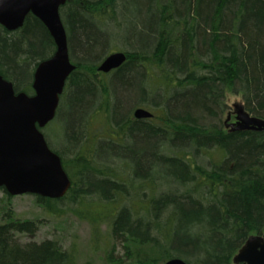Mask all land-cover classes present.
<instances>
[{"label": "trees", "instance_id": "1", "mask_svg": "<svg viewBox=\"0 0 264 264\" xmlns=\"http://www.w3.org/2000/svg\"><path fill=\"white\" fill-rule=\"evenodd\" d=\"M60 14L77 65L63 103L71 120L63 150L42 131L72 185L35 202L86 220L94 239L105 227L132 244V264H233L246 240L264 233V130L225 129L221 115L229 89L264 118V0H67ZM115 46L127 61L97 77ZM53 50L32 14L15 31L0 24V74L17 92L32 93L33 65ZM131 106L155 118L135 120ZM99 113L105 125L91 130ZM0 189V264H74V248L58 240L18 242L38 227ZM106 259L122 261L112 251Z\"/></svg>", "mask_w": 264, "mask_h": 264}, {"label": "water", "instance_id": "2", "mask_svg": "<svg viewBox=\"0 0 264 264\" xmlns=\"http://www.w3.org/2000/svg\"><path fill=\"white\" fill-rule=\"evenodd\" d=\"M67 0H0V24L13 31L23 26L32 13L49 30L56 44L54 55L42 61L34 74V95L16 93L13 83L0 74V187L10 195L30 193L61 198L72 185L61 157L53 151L42 132L56 115L65 80L75 68L70 61L66 29L60 6ZM127 56L110 53L99 66L108 72L120 66ZM138 118L151 117L144 107L135 110ZM231 130H264V118L252 115L244 105L236 107ZM237 264H264V233L249 237L238 250ZM163 264H190L180 257Z\"/></svg>", "mask_w": 264, "mask_h": 264}, {"label": "rangeland", "instance_id": "3", "mask_svg": "<svg viewBox=\"0 0 264 264\" xmlns=\"http://www.w3.org/2000/svg\"><path fill=\"white\" fill-rule=\"evenodd\" d=\"M116 46L113 48L115 49ZM226 108L222 113V121L225 122L226 128H230V120L235 119L236 107L243 105V99L241 94H237L227 89L226 94ZM114 108V107H113ZM67 109L63 108L59 123L63 131L62 140L55 135L59 127L56 125V121L52 122L47 127L46 132L49 134L50 141L53 143V147L63 150L64 143H66V137H68V120L66 118ZM123 113L126 110L122 111ZM123 113H117L115 121L121 120ZM105 115L99 113L96 117L91 119L88 127L93 130L99 127V124L105 125ZM113 122V125L115 123ZM64 142V143H63ZM67 153V152H66ZM66 155V154H65ZM167 184L163 181V185ZM4 192L0 189V198ZM12 206L14 211L22 219H30L36 222L38 228L33 233L26 232L18 237V242L26 244L29 242L41 243L45 240H58L65 249L74 248V264H117L115 262L106 259V251H112L114 258L122 259L121 264H132L136 262L135 258V247L132 244H121L120 241L116 240L105 227L101 228V235L98 239L93 238L92 227L86 220L78 218L74 213L64 208L66 212L58 215H50L45 213L43 209L35 202V195L30 193H24L14 195L12 199ZM127 247L131 250V254L127 256ZM129 258V259H128ZM128 259V260H127ZM233 264H237L233 259Z\"/></svg>", "mask_w": 264, "mask_h": 264}, {"label": "flooded vegetation", "instance_id": "4", "mask_svg": "<svg viewBox=\"0 0 264 264\" xmlns=\"http://www.w3.org/2000/svg\"><path fill=\"white\" fill-rule=\"evenodd\" d=\"M67 2V1H66ZM65 2V3H66ZM64 3V4H65ZM63 4V5H64ZM62 6V5H61ZM61 6H60V8H61ZM29 14H32V13H29ZM28 14V15H29ZM27 15V16H28ZM33 15V14H32ZM26 16V17H27ZM34 16V15H33ZM60 16H61V14H60ZM36 17V16H35ZM39 19V18H38ZM61 19H62V17H61ZM26 20V19H25ZM40 20V19H39ZM41 21V20H40ZM42 22V21H41ZM62 22H63V19H62ZM25 23V22H24ZM43 23V22H42ZM44 24V23H43ZM63 24H64V22H63ZM24 25V24H23ZM45 26V25H44ZM4 27V26H3ZM46 27V26H45ZM64 27H65V25H64ZM5 28V27H4ZM21 28V27H20ZM20 28H18V29H20ZM47 28V27H46ZM6 29V28H5ZM18 29H16V30H18ZM65 29H66V27H65ZM48 30V29H47ZM13 31H15V30H13ZM48 32H49V30H48ZM66 33H67V30H66ZM49 34H50V32H49ZM50 36H51V38H52V40H53V43H54V50L52 51V53L48 56V57H46V58H44V59H42V60H40L39 62H37V64H34L33 65V75H32V80H31V87H32V93H27L26 91H18L17 92V90L15 89V86H14V83L12 82V81H10V80H8V81H10V82H12L13 83V86H14V90H15V92L16 93H19V92H25L26 94H28V95H34L35 94V90H34V87H33V83H34V74H35V72H36V69H37V67H38V65L42 62V61H44V60H47V59H49V58H51L53 55H54V53H55V51H56V44H55V41H54V38L52 37V35L50 34ZM67 38H68V33H67ZM69 39V38H68ZM68 49H69V56H70V61L72 62V64H74L75 65V68L69 73V75H68V77L66 78V80H65V85H64V88H63V91H62V93L59 95V103H58V107H57V110H56V115H55V117L52 119V120H50L44 127H43V129L45 128V127H48V125L49 124H51L52 122H55L56 121V125H58L57 127H59L60 125V123H59V117H60V113H61V111H62V109H60V108H66L65 107V105H63V103H64V97L66 96V92H67V87H68V82H69V79H70V77L72 76V74L75 72V70H76V67H77V65H76V63L74 62V59L72 58V55H71V52H70V45H69V43H68ZM114 51H121V50H114ZM114 51H111V52H109V53H107L106 54V56L104 57V59L99 63V65L97 66V68H96V75H97V77H99V78H103V77H108L110 74H112V73H114L115 71H117L120 67H122L123 65H124V63L127 61V58H126V60L120 65V66H118V67H116V68H113V69H111L110 71H108V72H104V71H101V70H99V66L101 65V63L105 60V58L110 54V53H112V52H114ZM126 54V53H125ZM126 56H127V54H126ZM138 107H142V106H137V107H135V108H133V106H131V108H130V110H131V115H132V117L135 119V120H147V119H152V117H154L155 116V114H154V112H152L151 110V112H152V116L151 117H144V118H138V117H136L135 116V110H136V108H138ZM145 108V107H144ZM67 109V108H66ZM147 109V108H146ZM149 110V109H148ZM155 118V117H154ZM235 122V119H233V120H230V122H229V124H230V128H229V130H231V125L233 124ZM226 123L225 122H223V126H224V128L225 129H227L226 128V125H225ZM61 139V138H60ZM62 140V139H61ZM58 154V153H57ZM59 155V154H58ZM60 156V155H59Z\"/></svg>", "mask_w": 264, "mask_h": 264}, {"label": "bare ground", "instance_id": "5", "mask_svg": "<svg viewBox=\"0 0 264 264\" xmlns=\"http://www.w3.org/2000/svg\"><path fill=\"white\" fill-rule=\"evenodd\" d=\"M130 2V0H127V3H129Z\"/></svg>", "mask_w": 264, "mask_h": 264}]
</instances>
